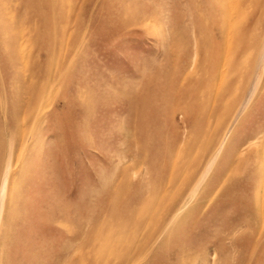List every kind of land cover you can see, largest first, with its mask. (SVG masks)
<instances>
[{"label": "rangeland", "instance_id": "1", "mask_svg": "<svg viewBox=\"0 0 264 264\" xmlns=\"http://www.w3.org/2000/svg\"><path fill=\"white\" fill-rule=\"evenodd\" d=\"M0 264H264V0H0Z\"/></svg>", "mask_w": 264, "mask_h": 264}, {"label": "bare ground", "instance_id": "2", "mask_svg": "<svg viewBox=\"0 0 264 264\" xmlns=\"http://www.w3.org/2000/svg\"><path fill=\"white\" fill-rule=\"evenodd\" d=\"M9 170L6 172L5 177L3 179V185L2 188L0 189V213L2 212L3 209V202H4V198H5V187L7 185V181H8V174H9ZM1 232V229H0Z\"/></svg>", "mask_w": 264, "mask_h": 264}]
</instances>
